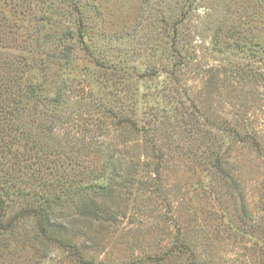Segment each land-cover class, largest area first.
Returning <instances> with one entry per match:
<instances>
[{
    "label": "rangeland",
    "instance_id": "374dc122",
    "mask_svg": "<svg viewBox=\"0 0 264 264\" xmlns=\"http://www.w3.org/2000/svg\"><path fill=\"white\" fill-rule=\"evenodd\" d=\"M87 3L85 41L92 54L73 30L71 36L62 34L76 28L68 0H30L27 13L0 0V10L20 27L13 35L20 50L6 49L7 42L0 41V73L10 54L32 55L42 64L43 71L35 74L50 81L45 93L57 95L59 102L43 97L40 113L32 117L57 127L54 138L83 148L82 154H67L84 160L90 179L85 183L100 186L87 189L93 195L84 197L85 202L97 199V219L80 218L73 229V240L89 262L52 248L35 264H264L261 54L226 59V53L211 49L212 30L199 28L203 7L192 9L179 32L198 34L189 46L182 48L183 40L178 44L183 55L186 47L193 55L178 68L181 80L175 83L164 72L174 60L171 36L167 30L157 35L140 0ZM246 7L245 31L264 44V0L236 1L231 16L237 18ZM65 43L69 57L58 58ZM245 62L259 77L232 71ZM53 111L67 118L66 129ZM127 118L137 129L122 125ZM51 157L67 161L65 153ZM111 167L117 170L108 181ZM107 181L111 188L102 190L112 191L100 200L96 192ZM71 197L77 217L81 201ZM7 204V216L20 208L16 201ZM20 222V229L31 226L29 218Z\"/></svg>",
    "mask_w": 264,
    "mask_h": 264
},
{
    "label": "trees",
    "instance_id": "16d2710c",
    "mask_svg": "<svg viewBox=\"0 0 264 264\" xmlns=\"http://www.w3.org/2000/svg\"><path fill=\"white\" fill-rule=\"evenodd\" d=\"M236 1L243 2V0H140L141 12L143 9L149 12V21L156 27L157 35L167 30L171 36L170 49L174 60L164 72L172 82L177 83L181 80L177 70L185 67L189 62L187 59L193 55L187 47L183 55L178 44L183 40L181 47L189 46L190 41L198 34L195 30L183 34L179 29L190 18V11L198 10L199 7H203L202 16H199L201 18L199 28H202L203 32L212 30L211 49L226 53L224 55L226 59L227 55H231L234 60L236 57H239L236 58L239 60L243 58L241 53L248 58L261 54L259 61L264 67V44L257 40L253 32H246L247 28L245 29L243 25L248 17L246 12L248 7L243 8L244 12L237 18L230 14L231 6ZM4 4L24 13L31 10L30 0H4ZM68 5L75 19L76 28L67 27L66 32L62 34L71 36L73 30L78 43L83 44V50L92 54L85 41L89 3L87 0H68ZM35 11L34 8L32 13ZM0 27V41L4 39L7 42L4 48L11 51L20 50L15 48L13 37L20 27L4 15L2 10ZM1 47L3 46L0 45ZM70 48V45L63 44L58 58L67 59ZM3 60L4 68L1 69L2 74L0 73V264H35L43 257L45 250L52 248L62 249L80 262H89L83 260V253L73 240V229L80 218L97 219V199L85 202L84 197L88 194L93 195L87 193V189L92 188L94 191L96 186H100L96 181L85 183L86 178L90 179L88 174L84 175L87 172L82 163L84 160H78L79 157H75L77 155L67 154L68 151L81 153L83 148L75 149L67 140L58 139L59 135H55L57 138H54V130L57 131V127L42 126L32 117L33 114L40 113L38 105L43 104L41 102L43 97L59 102L57 95L50 97L45 93L46 84L50 81L45 77L39 79L35 74L36 69L43 71L42 64H39L32 55L24 57L10 54ZM242 68L234 67L232 71L235 70L236 74L249 78L257 74L247 62ZM262 72L259 75L264 81ZM51 115L56 116V121L63 129L67 128V118H63L62 114L57 115L54 111ZM123 121L122 125L137 129L134 120L127 118ZM203 121L205 125H211L207 120ZM229 131L236 136L237 132L230 128ZM86 148L94 150L89 145ZM64 153L66 162L60 163L51 157L52 155L58 157ZM116 170L117 168L112 167L106 169L110 175L108 181L113 178V174L115 177ZM88 173L90 174L91 170ZM108 181L100 183L101 191L96 192L100 200H106V192L112 191L102 190L106 185L111 188ZM71 196L73 198L78 196L81 201L76 209L78 218L71 212L73 210ZM9 201H16L20 208L7 216ZM23 218L31 219V226L28 229L19 228Z\"/></svg>",
    "mask_w": 264,
    "mask_h": 264
}]
</instances>
